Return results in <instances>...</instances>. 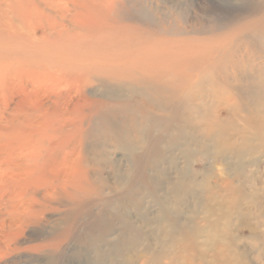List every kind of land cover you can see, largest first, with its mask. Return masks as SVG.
I'll use <instances>...</instances> for the list:
<instances>
[{
  "label": "bare ground",
  "instance_id": "obj_1",
  "mask_svg": "<svg viewBox=\"0 0 264 264\" xmlns=\"http://www.w3.org/2000/svg\"><path fill=\"white\" fill-rule=\"evenodd\" d=\"M117 2L119 0H0L2 16L0 26L2 24L8 29L5 38L7 36L12 42L20 41L27 46H45L47 51L55 55L77 60L84 59L90 53L101 52L103 49L99 47L105 43L104 46L113 50L110 54L99 57L102 58L100 64L72 65L67 60L66 64L61 63V68L69 66L74 72L83 70L98 80L126 83L123 88L111 87L104 92L105 95L115 99L114 102L92 103L89 106L91 107L89 113L83 115L73 112L69 116H62L63 114L58 116L56 110L49 113L46 105H41L40 102L28 103L29 99L20 100L19 95L17 98L20 102L14 110L9 111L10 113H7L8 105L0 107V255L6 257V253L18 249L17 244L23 232L31 226L36 227L38 223H43L41 222L42 211L45 210L43 207L53 201L54 194L56 200L59 196H63L62 192H65L74 203L83 197L81 191L87 183L86 180L83 182L80 179L87 178L86 171L89 169L83 172L82 169L86 166H80L84 151L82 140L84 137L92 138L97 132L100 133L95 127L92 128V132L90 129H84L83 134L80 135L82 124L87 120L88 126L103 123L104 127H101L100 131L102 130L114 147L121 149L127 157L129 167L125 175L119 178L121 186L123 184V186L136 187L137 191L141 189L144 191L147 188L155 190L156 186L163 185L164 182H158L157 178L153 181L150 171L159 170L157 168L159 158H169L170 167L158 171L160 176L166 177L169 198L157 197V191L152 192L160 205L154 223L157 225V240L164 242L162 243L164 250V245L167 243L177 247L183 241L186 244L180 246V251L192 252V254L195 252L194 256H198L196 260L198 264L254 263L250 252L252 248L241 245V242L251 239L255 244L264 240L261 226L252 225L249 221L252 213L251 205L254 206L256 201L249 197L247 186L251 185L255 174L249 175V166H254L256 171L260 172V159L264 160V89L253 90L256 95L249 97L250 100L245 104L243 102L238 104L236 108L244 109V112L238 114L234 107H228L233 116L237 115V122H230L228 118H213L220 101L218 103L207 101V109L202 112L198 101L205 103L208 97L199 92L196 96L193 91L185 94L181 92V88L183 89L191 78L178 76L167 80L163 77L164 73L177 69L187 61L191 66L195 61L202 64V59L198 60L199 54L189 52L184 46L166 42H156L146 49H140L142 41L114 37L112 35L114 31L110 30L112 28L110 16L113 11L115 13ZM68 4L74 7L73 13L69 7H66ZM9 13H12V17H9ZM37 29H41L43 33L41 40L38 38L40 41L31 38ZM3 51L1 50V53ZM6 54L2 55L6 56ZM165 57L167 58L164 59ZM49 62L42 61L40 65L38 64L37 70L32 68L28 73L24 69L20 70L22 66L20 62L18 69L23 75L26 74L31 79L33 77L35 84L39 81L36 85H40L39 83L43 84L42 79L47 77L48 67L50 69L53 65V62L51 65ZM7 68H11V65L4 66L1 71L3 74L5 72V77L10 70L9 75L13 73V69L7 70ZM210 70L206 72L209 79L206 82L212 87L225 81L221 80L217 73L212 72V69ZM15 71L12 76L17 75L20 79L22 73L17 70L19 73L17 74ZM210 75L213 77L211 78ZM10 76L7 78H11ZM27 77L24 76L23 79ZM50 78L48 79L51 80ZM56 79L58 78H55V81L59 82ZM26 81L28 80L21 81V85ZM204 82L201 79L198 84ZM51 84L52 82L49 85ZM10 86L14 87V84L10 83ZM75 87L77 84L70 89ZM235 90L237 93L243 92L241 89ZM30 91L31 89L28 94L32 92ZM125 97H136L137 100L135 103H129L124 100ZM10 98L13 99L12 96ZM30 109L35 111L29 112ZM157 111L162 112L163 115L158 116ZM17 122L19 126H16ZM24 124L35 125L31 134L38 133V143L34 142L35 144L30 147L28 145L32 140H25V132L30 128L22 131ZM43 142H47V146ZM83 143L87 144V142ZM89 143L92 145V142ZM104 156L108 157V153H104ZM196 156L208 160L205 165L200 163L201 176L198 175L199 170L194 163ZM117 170L120 169L117 167L115 171ZM72 187L75 190H69ZM85 188L83 191H86ZM184 193L193 200L188 208L189 214L193 217L190 218L185 212L187 215L185 219L180 209L181 196ZM123 195L128 201L129 198H138V195L133 194V189L127 190ZM123 200L120 199V202ZM189 203L190 201L187 203L188 206ZM170 204L175 207L174 212L169 208ZM116 215L122 218V221L127 217L123 213ZM199 215H201L200 221L197 220ZM235 224L241 226L236 232ZM135 230L133 227L132 238L137 242L139 235ZM247 232H249L248 236H246ZM260 255H262L260 260L264 264V254Z\"/></svg>",
  "mask_w": 264,
  "mask_h": 264
},
{
  "label": "rangeland",
  "instance_id": "obj_2",
  "mask_svg": "<svg viewBox=\"0 0 264 264\" xmlns=\"http://www.w3.org/2000/svg\"><path fill=\"white\" fill-rule=\"evenodd\" d=\"M117 3L114 9L115 13L113 11L110 16V24L112 25L110 30L114 31L112 34L114 37L119 39H125V37H127L129 40L142 41L143 44L140 49H146L156 42H166L177 46H184L189 52L199 54L198 56H200V58L198 60L202 59V64L195 61L196 64L192 63L193 66H191L187 61V63L181 64L177 69L169 70L167 73H164L165 76L163 77L167 78V80L170 78H177L178 76L191 78L185 87L183 89L181 88V92L185 94L186 92L193 91L194 96L200 93L208 97L205 103L200 102V100L198 101L202 108V112L207 109V101H215L217 103L220 101L213 118H228L230 122H237V115L233 116L228 107H234L238 114H240L244 112V109L236 108L238 104L242 102L245 104L246 101L250 100L249 97L251 98L256 95L253 90L263 91L264 0H119ZM66 7L72 10L71 13L74 12V7L71 4H68ZM8 15L12 17V13ZM0 17H2L1 14ZM130 25L131 27L129 28ZM7 32L8 29L1 24L0 72L4 66L8 65V67H10L11 65V68H7V70L13 69V73L15 70H18L20 74L22 73V77L20 75L22 80H20L21 78L19 79L17 75L12 76L13 73H11L12 75L10 76L9 72L11 70L6 74L8 75L6 77L4 75L5 72L4 74L3 72L0 73V107L8 105L9 108L7 113H10L17 107L16 105L20 102L17 98L19 95L20 97H18L20 100L25 98L27 101V99H29L27 101L28 103L40 102L41 105H46V110H48L49 113L57 111L56 113H58V116L62 114V116H69L73 112L79 113L80 115L88 114L91 108H89V106H91L90 104L92 103L106 104L109 103V101L114 102L115 99L105 95L104 92L107 88L119 87L120 89L126 84L120 83L119 81L98 80L97 78L91 77L83 70L74 72L69 66L61 68V63L66 64L67 60L72 65L86 64L83 66H87V64L91 65L93 63L100 64L102 58L99 57L108 55L113 50V48L110 49L104 46L105 43L99 47L103 49L101 52L90 53L84 59L79 58V60H77L70 58V60L68 58L65 59L64 56L55 55L47 51L45 46L35 47L27 46L23 42L20 43V41L12 42L7 36L5 38ZM42 35L41 29H37L35 33L31 35V38L34 41H40L43 37ZM51 38L53 39L54 37ZM20 45L22 46L20 47ZM13 46H16L17 49ZM35 49L37 52L34 51ZM1 50H4V53H1ZM5 53H7L6 56L2 55ZM12 53L16 55H12ZM10 55L14 56L16 59L12 58ZM47 57H52V60ZM30 58L32 61H30ZM166 58L167 57L164 59ZM180 58H182V56H180ZM34 59H36V61ZM186 60L188 59L186 58ZM40 61L44 63L50 61V65L53 62V65L50 69L48 67L47 71L52 77L47 73V77L41 81L43 84L39 83L40 85H36L39 81L35 84L33 77L31 79L28 75H23V72L20 70L23 71L24 69L27 73L28 70L32 68L37 70L38 64L40 65L41 63ZM20 62L24 63L20 64L22 65L21 69L20 65H18ZM16 65L17 67H15ZM210 69H212V72L217 73L221 80L225 81L220 82L217 86L215 85L216 87H212L211 84L206 82L209 80L207 79L208 75L206 72ZM18 71L17 74H19ZM9 76L11 78H7ZM24 76H28L29 78L23 79ZM161 76L162 75H160V77ZM210 76L211 78L213 77L212 75ZM16 78L18 79L16 80ZM55 78H58L56 80L59 82L55 81ZM26 79L28 80L26 81L28 85H25L26 83H22L21 85V81L25 82ZM201 79L205 82L198 84ZM44 81L46 83H44ZM51 82L52 84L49 85ZM53 82L56 83V86L54 83V87ZM10 83L11 85L14 84L15 88L10 86ZM76 84L77 87L70 89V87ZM19 85L21 86L19 87ZM28 86H32L33 88ZM46 86L52 87L47 88ZM25 87L27 88L25 89ZM30 89L32 92L30 91L31 93L29 92L30 94H28ZM213 89L216 90L214 91ZM235 89H241L243 92L237 93ZM12 90L14 92H12ZM10 95L15 100L10 98ZM124 100L129 103H135L137 99L136 97H129ZM249 107L248 105V112ZM33 111L35 110L30 109L29 112ZM157 115L161 116L163 113L157 111ZM93 119L95 121V117ZM86 123L87 120L82 124L80 135L83 134L84 129H90L92 132V128L95 127L100 132L94 134L92 138L84 137L82 140L83 142H87V144L82 142L84 151L80 166H86L84 169L81 167L82 171L84 170L83 172L89 170L86 171L87 178H81L80 180L83 182L86 180L87 185L85 184V187H87L84 188L87 193L83 191L84 188H82L81 194L83 193V197L80 201L74 203V201H71V198L66 196L65 192H62L64 196V198H62V193L59 191L62 197L59 196V199H56L58 203L54 200L56 194L51 191L54 194L51 193V196L53 195V201H50V204L47 203L49 207H47V204V208L43 207V209H45L42 211L43 218L41 222L43 223H38L36 227L31 226L27 228V231L25 230L22 234V236L24 235L26 238L21 236L18 241L17 248H19L12 253L10 252L11 255H9V252V254L6 253V257L0 255V264H198L196 262L198 256H194L195 252L192 254V252L180 251V246H184L186 242L182 241L177 247L171 243H167L164 245V250L162 248V243L164 242H159L157 240V225L154 222L160 205L157 202L158 199L157 201L155 200V196L152 192L157 191V197L169 198L167 194L169 191L166 187V177L160 176L161 174L158 172L159 170H165L170 167L169 158H159L157 161V168L159 170L157 172L150 171L153 181H156L157 178L158 182H164L163 185L156 186L155 190L147 188L144 191L143 189L137 191L136 187L123 186V184L121 186L119 178L125 175L129 167L127 157L121 149H116L114 147L113 143L110 142L108 136L103 133L102 130L100 131L101 127H104L103 123L98 124L100 127L94 124L88 126ZM17 124L18 122L16 126H19V124ZM24 125L25 126L21 128L24 129L22 131H27V129L30 128L25 132V140H32L31 143L33 142V144L29 142L28 146L30 147L35 144L34 142L38 143V133H35L36 135L33 133L34 136L31 134L32 130L35 129L33 128L35 125ZM88 142H92V145L91 143L88 144ZM43 144L47 146V142H43ZM14 145L15 144H13V146ZM88 145L93 147L90 148ZM88 151L89 154L87 153ZM106 152L108 153V157L104 156V153L107 154ZM94 154H96V156ZM106 159H111L112 162ZM260 160V172L256 171L254 166H249V175L252 176L251 173L255 174L251 185L247 186L250 194L249 197L256 201L254 206L251 205L252 213L249 221H251L252 225L261 226L260 230L264 231V160ZM149 161L150 159L148 162ZM201 162L205 165L208 160H203L202 156H196L194 163H196V169L199 170V176L202 174L200 167ZM183 163L179 162L180 165H183ZM117 167L120 170L116 172L115 169ZM89 188H91V190H89ZM72 189L75 190L73 187L69 190ZM129 189H133V194H136V196L138 195V198H129L128 201L123 194ZM88 194L91 195L89 196ZM120 199H124L121 201L122 203ZM68 201L70 203H68ZM188 201H190L189 206L187 205ZM60 202L63 203L61 204ZM108 203L109 205H107ZM181 203L180 209L184 213L182 217L184 219L187 215L190 218L193 217L192 214H189L190 209H188L191 203H193V200L184 193L181 196ZM73 204L78 205L74 206ZM169 208L174 212L175 207L172 204L169 205ZM185 212H187V215H185ZM119 213L127 215L124 221L121 220L122 218L117 217L116 214ZM200 217L201 215L198 216V221H200ZM235 226V232L241 229V226H237V224H235ZM133 227L139 235L137 242L132 238ZM248 235L249 232H247L246 236ZM242 244L252 248L250 249V252H252L251 259L254 262L252 264L256 262V264H262L260 260L262 255L260 254H264V240L254 244L251 239H246L241 242V245Z\"/></svg>",
  "mask_w": 264,
  "mask_h": 264
}]
</instances>
